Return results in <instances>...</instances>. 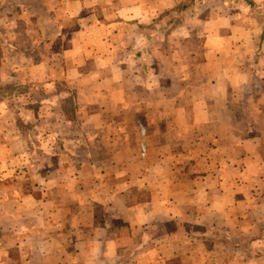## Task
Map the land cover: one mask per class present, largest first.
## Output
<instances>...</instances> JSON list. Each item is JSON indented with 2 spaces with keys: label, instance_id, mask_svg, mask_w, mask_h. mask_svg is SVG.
<instances>
[{
  "label": "crops",
  "instance_id": "obj_1",
  "mask_svg": "<svg viewBox=\"0 0 264 264\" xmlns=\"http://www.w3.org/2000/svg\"><path fill=\"white\" fill-rule=\"evenodd\" d=\"M0 13V264H264V0Z\"/></svg>",
  "mask_w": 264,
  "mask_h": 264
},
{
  "label": "rangeland",
  "instance_id": "obj_2",
  "mask_svg": "<svg viewBox=\"0 0 264 264\" xmlns=\"http://www.w3.org/2000/svg\"><path fill=\"white\" fill-rule=\"evenodd\" d=\"M18 9L19 8H16V9H13L12 11H14V13H17V11H18ZM1 14V13H0ZM20 15V14H19ZM0 18H3V19H6V16H3V15H1L0 16ZM5 21V20H4ZM4 21H2V22H0V28L1 27H3L4 25H3V22ZM7 22L5 21V24H6ZM15 26V29L17 30V32L18 33H21V34H23V27H24V20L23 19H19V20H17L16 21V24L14 25ZM21 37V38H20ZM23 36H19V38H20V40L23 42V41H25L26 40V38L24 39V38H22ZM199 43V41H194L193 42V45H195V44H198ZM38 56V55H37ZM32 59H34V60H36L37 58H36V56H34ZM16 60H17V58H16ZM17 71V70H16ZM18 71H19V74H18V76L16 77L17 78V80H25V78H26V70H24V68H21V69H18ZM10 71H8L7 70V68L6 69H4L3 68V70H0V94H9V96H15V97H17V96H19V95H23L24 93H27V88H26V86H24V85H17L16 87H10L8 84H6V83H4L3 82V80H6V78H9V75H10V73H9ZM15 73V74H14ZM13 73V75H16V72H14ZM6 91H8V92H6ZM4 92V93H3ZM1 97H3V96H0V98ZM20 105V103H18V104H15V103H13V102H11L10 103V106H9V110L10 111H13V110H15V111H20L21 109H23L24 107L25 108H27V109H30V110H32V107L30 106V105H28V104H22V106H19Z\"/></svg>",
  "mask_w": 264,
  "mask_h": 264
},
{
  "label": "trees",
  "instance_id": "obj_3",
  "mask_svg": "<svg viewBox=\"0 0 264 264\" xmlns=\"http://www.w3.org/2000/svg\"><path fill=\"white\" fill-rule=\"evenodd\" d=\"M6 92H8V91H6ZM4 93V92H3ZM6 97L9 95V94H4ZM3 94H0V96H4Z\"/></svg>",
  "mask_w": 264,
  "mask_h": 264
}]
</instances>
